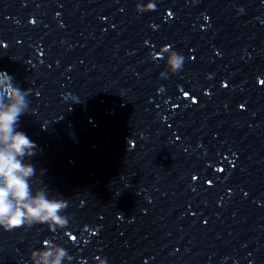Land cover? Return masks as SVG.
Instances as JSON below:
<instances>
[{
	"label": "clouds",
	"instance_id": "9594fccd",
	"mask_svg": "<svg viewBox=\"0 0 264 264\" xmlns=\"http://www.w3.org/2000/svg\"><path fill=\"white\" fill-rule=\"evenodd\" d=\"M150 8V5H145ZM184 57L173 54L168 64L173 71L182 69ZM0 228L5 231L29 224L49 221L63 226L66 220L58 213L68 207L65 199H48L43 190L33 194L29 184L36 169L24 162V157L35 155L37 145L23 132L17 130L19 118L28 110L31 89L21 90L7 73H0ZM33 256L36 253H32ZM50 252L42 254L48 264ZM63 250L57 252L52 264H60Z\"/></svg>",
	"mask_w": 264,
	"mask_h": 264
},
{
	"label": "snow or ice",
	"instance_id": "6c2138e0",
	"mask_svg": "<svg viewBox=\"0 0 264 264\" xmlns=\"http://www.w3.org/2000/svg\"><path fill=\"white\" fill-rule=\"evenodd\" d=\"M262 83H264V81H262Z\"/></svg>",
	"mask_w": 264,
	"mask_h": 264
}]
</instances>
